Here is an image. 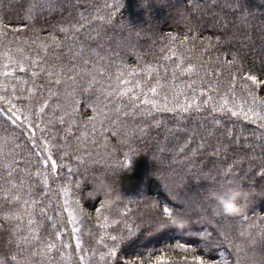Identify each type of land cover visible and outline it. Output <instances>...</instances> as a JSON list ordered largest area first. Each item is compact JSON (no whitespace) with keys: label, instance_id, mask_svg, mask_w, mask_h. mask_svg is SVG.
Wrapping results in <instances>:
<instances>
[{"label":"trees","instance_id":"trees-1","mask_svg":"<svg viewBox=\"0 0 264 264\" xmlns=\"http://www.w3.org/2000/svg\"><path fill=\"white\" fill-rule=\"evenodd\" d=\"M196 1L0 0V264H264V0ZM247 16L262 31L239 56L223 37ZM230 182L252 195L216 217Z\"/></svg>","mask_w":264,"mask_h":264},{"label":"rangeland","instance_id":"rangeland-1","mask_svg":"<svg viewBox=\"0 0 264 264\" xmlns=\"http://www.w3.org/2000/svg\"><path fill=\"white\" fill-rule=\"evenodd\" d=\"M232 1H234L232 3H236L235 5H243L244 3H246V0H232ZM250 2L251 3H254V2L257 3V1H254V0H250ZM226 3H227V1H222L220 3L219 2L216 3L213 0H201V2L200 1H196L195 3H192V5H191L192 7L191 8H192L193 11H196V10L200 11V10L204 9V7H207V8L214 7V9L217 10V12H212L214 15L215 14L216 15L220 14L221 15L220 18H226L227 16L224 13V10L228 8V4L226 5ZM169 13L170 12H165L163 17H161V18L164 19L165 17H167L169 15ZM256 13H261V10L256 11ZM162 19L160 20L158 18V19L154 20L153 22H154L155 26H159L162 23ZM204 19H205V16L200 18V19H197L198 26L204 24V22H205ZM220 22L222 23V21H220ZM225 24H226V22H225ZM225 24L222 23L221 30L218 29L217 31H222V29H227V27H228L227 24H232V23H231V21H228L227 24L226 25ZM252 25H253L252 19L247 16V17L244 18V20L241 19V21H236V23L234 24V28L236 29V31H238L237 34H235V35L233 34L229 38L223 37L224 38L223 39L224 43L233 44V45L235 44V45L238 46V49H236V53L239 56H241L242 53H245V51H244L245 47L246 48L247 47H251L257 41V39L260 38V33L262 31L261 27L258 26L255 30L251 31ZM211 27H212L211 30H214V27L213 26H211ZM244 34H246V35L243 37ZM211 35L214 38V36L216 35L215 31L211 32ZM218 35H220V37H221L222 36V32H220ZM239 35H240L241 38L237 37ZM256 50H258V51L256 53L257 58H255V59H256V61L260 62L261 60L264 59V47L263 48L255 47L254 51L256 52ZM155 125H157V124L154 123L153 126H155ZM212 125L220 127L221 129L225 128L224 127L225 124L222 123V122H218V121H214V123H212ZM230 128H231V126H228V129H230ZM176 131H178V130L176 129ZM179 131H181V130H179ZM237 133L240 134V130L239 131L237 130ZM255 139H256V141L258 143L259 148H262L264 146V139L262 137H260V136L255 137ZM143 148L144 149H141L142 161H143L142 165L145 166V167H150L151 166L150 164L152 163V158H150L148 156V153H147L148 146L145 145ZM136 169L137 168H134L135 171H136ZM74 187H76V185H74ZM159 188H161V186H157V189H159ZM170 202L173 203L172 201H170ZM177 208L178 209H175V211L177 212V214H180L182 212V209L180 208V206H178ZM230 255L231 254L228 252L226 257H229ZM230 258H232V255L230 256Z\"/></svg>","mask_w":264,"mask_h":264},{"label":"clouds","instance_id":"clouds-1","mask_svg":"<svg viewBox=\"0 0 264 264\" xmlns=\"http://www.w3.org/2000/svg\"><path fill=\"white\" fill-rule=\"evenodd\" d=\"M252 192L239 182L220 184L211 188L206 199L210 202L212 214L216 217H234L242 214L245 203ZM178 227L183 226V219L177 215Z\"/></svg>","mask_w":264,"mask_h":264},{"label":"snow or ice","instance_id":"snow-or-ice-1","mask_svg":"<svg viewBox=\"0 0 264 264\" xmlns=\"http://www.w3.org/2000/svg\"><path fill=\"white\" fill-rule=\"evenodd\" d=\"M15 62V61H14ZM180 64H177L176 65V67L177 68H180ZM75 67V65H73L71 68H69L68 69V71L69 72H71L72 70H73V68ZM21 72H23V71H25V69L23 68V67H20V69H19ZM44 69H42V71H43ZM184 72H187V73H193V71H194V68H193V66H189L187 69H184L183 70ZM47 74L49 75V76H55L56 77V79L53 81L55 84H60L61 83V76L64 74L63 73V69H61L59 72H52V71H47ZM5 76H7V75H9L8 73H5L4 74ZM33 75H36V73L34 72L33 73ZM70 80H73V82L75 81V77H73V76H69L68 77ZM119 79V78H118ZM248 79L249 80H251V81H253L254 83L256 82V77L255 76H249L248 77ZM95 82V77H93L92 78V82H90L89 83V85H88V88H85V89H83L84 91H88V89L89 88H91V86H92V83H94ZM195 85V81H192V83H190L189 85H188V87L189 88H192L193 86ZM138 87H139V85H137ZM130 91V90H129ZM150 91L153 93V94H155L156 93V88L155 87H153V88H151L150 89ZM76 93V89L75 88H73L71 91H69L67 94H66V96H73L74 94ZM113 93H109V95H112ZM116 95H119V96H123V95H125L126 93L125 92H117V93H115ZM180 95V93H177V96H179ZM167 99V98H166ZM253 100L255 101V97H253ZM208 101H204V103H207ZM143 103L144 104H149V103H151L152 105H153V107H156V104H155V102L154 101H150L149 99H147V98H145V100L143 101ZM226 103V102H225ZM133 104L135 105V100H133ZM193 104H194V101L193 102H189V101H185V103H177L176 104V107L177 108H179L181 111H188V109L189 108H191L192 106H193ZM221 107H223V105L221 106ZM43 107H41L40 108V111L41 112H43ZM169 111H171V110H173V109H168ZM66 114H68V113H66ZM233 115H235V113H233ZM257 116L259 117V114L257 113ZM259 118H261V119H264V117H259ZM61 122H63V119L61 120ZM55 169V164H53V170ZM13 187H15V185H13ZM14 199H19V197L18 196H16V197H14ZM66 211H67V209H65ZM97 211H99V209H97ZM164 214H165V216H167L168 217V221H166L165 223H172V224H175L176 222H177V217L172 213V212H170V210L168 209V208H164ZM69 218L71 219L72 217H71V213H69ZM162 226H163V224H162ZM113 239H115V238H113ZM46 247L49 249V250H51L52 248H54L55 247V245L54 244H47L46 245ZM65 247H67V245H65ZM77 247H79V243L77 244ZM110 255H115V252H111L110 253Z\"/></svg>","mask_w":264,"mask_h":264}]
</instances>
